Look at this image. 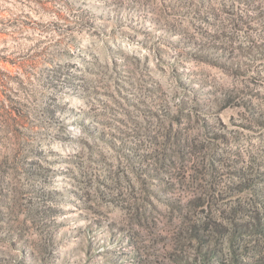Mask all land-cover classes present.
I'll return each instance as SVG.
<instances>
[{"label": "rangeland", "instance_id": "obj_1", "mask_svg": "<svg viewBox=\"0 0 264 264\" xmlns=\"http://www.w3.org/2000/svg\"><path fill=\"white\" fill-rule=\"evenodd\" d=\"M0 264H264V0H0Z\"/></svg>", "mask_w": 264, "mask_h": 264}]
</instances>
